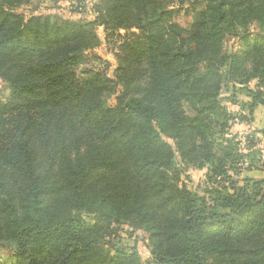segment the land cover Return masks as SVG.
I'll return each instance as SVG.
<instances>
[{"label": "trees", "instance_id": "trees-1", "mask_svg": "<svg viewBox=\"0 0 264 264\" xmlns=\"http://www.w3.org/2000/svg\"><path fill=\"white\" fill-rule=\"evenodd\" d=\"M33 1L0 0L10 88L0 98V248L10 264H140L106 241L123 226L145 232L154 264H264V180L230 176L242 156L221 98L227 83L242 86L245 122L264 106V34L223 50L227 37L264 29V0H98L93 20L21 16ZM98 27L122 40L113 105V82L85 70ZM176 154L207 168L202 194L181 183Z\"/></svg>", "mask_w": 264, "mask_h": 264}, {"label": "rangeland", "instance_id": "rangeland-1", "mask_svg": "<svg viewBox=\"0 0 264 264\" xmlns=\"http://www.w3.org/2000/svg\"><path fill=\"white\" fill-rule=\"evenodd\" d=\"M97 2L98 0H34L28 7L19 10V14L21 16H27L29 13L53 14L56 16L70 17L73 20H93L96 16L93 14L95 10L93 6ZM171 2L172 9L177 8L180 3L185 4L188 1L171 0ZM201 8L202 6H198V10ZM181 16L178 21L184 26H187L188 23L191 24L195 20V17L182 19ZM97 33L100 39V45L96 49L85 53V70L91 73L104 72L107 78L113 82L115 90L107 98L108 104L113 105L116 103L117 95L123 90L114 72L117 54L119 53V45L122 40L116 36L114 38H108V34L103 31L102 27H98ZM119 34H123V32ZM258 34H264V29L252 26L240 37H227L223 43V50L227 54L240 52L244 49L243 38L253 43ZM254 84L255 82H251L248 87L253 89ZM233 86H235L234 83H227L221 94L223 105L234 117L227 138L236 142L237 149L239 150L238 153L242 156V159L234 167L235 171L230 172V176H234V178L239 177L240 179L251 178L264 180V136L260 133V130L251 128L253 119L251 122L243 121L242 118L244 116H249L247 105L250 104V100L238 91L237 88H241L242 86L236 85L235 88L237 91L235 92ZM233 94H236V97L234 104H231L229 101L232 100L231 96ZM9 95V86L0 79V98L6 99ZM165 140L175 150L173 141L169 139ZM174 163L175 168L179 172L181 183L187 189L202 194L201 191L204 190L205 183L207 182V168L198 169L187 165L180 159L178 154H176ZM82 219L87 224L95 221L94 216L86 213L82 214ZM106 241H110L115 248H124L127 251L132 250L137 253L140 264H154L151 256V245L147 239V235L142 230L133 231L131 228L123 226L118 231L116 237L106 239ZM10 253V251L0 248V262L2 263L6 260L10 264L11 260L8 259Z\"/></svg>", "mask_w": 264, "mask_h": 264}, {"label": "crops", "instance_id": "crops-1", "mask_svg": "<svg viewBox=\"0 0 264 264\" xmlns=\"http://www.w3.org/2000/svg\"><path fill=\"white\" fill-rule=\"evenodd\" d=\"M251 128L264 131V106H258L255 108Z\"/></svg>", "mask_w": 264, "mask_h": 264}]
</instances>
